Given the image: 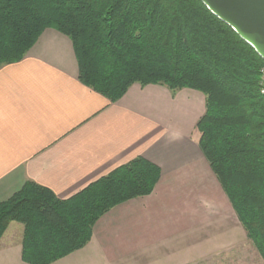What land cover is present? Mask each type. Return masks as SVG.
Listing matches in <instances>:
<instances>
[{"label": "trees", "instance_id": "1", "mask_svg": "<svg viewBox=\"0 0 264 264\" xmlns=\"http://www.w3.org/2000/svg\"><path fill=\"white\" fill-rule=\"evenodd\" d=\"M68 35L79 79L116 102L134 83L205 95L198 144L264 260V59L202 0H0V67L46 28ZM161 168L144 156L70 198L27 181L0 200V240L23 224L22 258L51 264L85 247L113 207L151 194Z\"/></svg>", "mask_w": 264, "mask_h": 264}, {"label": "crops", "instance_id": "2", "mask_svg": "<svg viewBox=\"0 0 264 264\" xmlns=\"http://www.w3.org/2000/svg\"><path fill=\"white\" fill-rule=\"evenodd\" d=\"M204 111L205 96L196 89L174 93L154 83L136 82L111 102L79 79L71 38L46 28L21 60L0 67V200L27 181L67 199L144 156L161 168L154 191L113 207L95 224L85 247L51 264L201 262L234 245L238 218L198 144L196 124ZM190 181L209 182L216 203L201 195L203 208L190 218L178 205L175 213L183 222L174 223L166 198ZM209 212L218 220L228 216L233 227L205 235ZM19 223L11 222L0 240V264H30L22 258ZM205 239L212 241L204 246Z\"/></svg>", "mask_w": 264, "mask_h": 264}, {"label": "rangeland", "instance_id": "3", "mask_svg": "<svg viewBox=\"0 0 264 264\" xmlns=\"http://www.w3.org/2000/svg\"><path fill=\"white\" fill-rule=\"evenodd\" d=\"M196 91L202 94V96H205L203 92L199 90H196ZM195 131H197V128ZM214 186H215L214 189L216 191V185L214 184ZM211 188H212V185H210L209 182H205L203 184L202 182L190 181L187 183H183V191H172V194L175 196L172 197L171 194L168 193L169 195L166 198V201H167V204L171 206L170 210L173 211V213H171L172 214L171 221L174 223H180L181 221L183 222V217L181 218L179 213H175L178 205L181 206L183 213H185L188 218L192 217V214L193 212L196 211V209L201 211L203 208V205L200 201L201 195L207 196L208 198L211 196L214 199L213 202L216 203L215 201L216 195L213 193L214 190L213 189L211 190ZM186 189H187V192H186ZM177 195L179 198L177 197ZM196 196H199V199L196 198ZM210 202L211 201H208V200L205 201V206L208 210L212 209V206L210 205L212 203ZM233 211H232V216H235L237 218V216L234 215L235 212L233 213ZM209 215L210 216L209 217L206 216V220H204V222H206L204 223L205 235L207 234L210 236L211 233H213L214 235L217 227H221L222 229H225V228L230 229L233 227L232 219L230 218L228 219V216L222 215L221 219L218 220L217 218L218 216L214 215V213L209 212ZM167 218L169 219V216ZM199 218L201 219V215H199ZM209 218L213 219V221L211 220V222H209L208 221ZM209 224H216V225H209ZM236 231H237L236 242L234 243L233 246L230 245L231 247L226 248V249L221 248L218 250V252H215L212 255L206 256L203 261L198 262V263H192V264H264V260L262 256L260 255L259 251L255 247L252 240H250L247 237L246 231L244 230L238 218H237V230ZM222 234L224 233L222 232ZM211 241L212 239L203 240L204 246H206ZM124 264H131V263L125 262ZM133 264H138V263L135 262Z\"/></svg>", "mask_w": 264, "mask_h": 264}, {"label": "water", "instance_id": "4", "mask_svg": "<svg viewBox=\"0 0 264 264\" xmlns=\"http://www.w3.org/2000/svg\"><path fill=\"white\" fill-rule=\"evenodd\" d=\"M264 59V0H202Z\"/></svg>", "mask_w": 264, "mask_h": 264}, {"label": "built area", "instance_id": "5", "mask_svg": "<svg viewBox=\"0 0 264 264\" xmlns=\"http://www.w3.org/2000/svg\"><path fill=\"white\" fill-rule=\"evenodd\" d=\"M261 76H262V93L264 94V66L261 69Z\"/></svg>", "mask_w": 264, "mask_h": 264}]
</instances>
